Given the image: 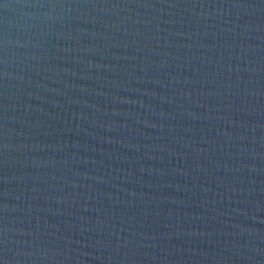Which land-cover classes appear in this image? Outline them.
<instances>
[{
	"label": "water",
	"instance_id": "water-1",
	"mask_svg": "<svg viewBox=\"0 0 264 264\" xmlns=\"http://www.w3.org/2000/svg\"><path fill=\"white\" fill-rule=\"evenodd\" d=\"M0 264H264V0H0Z\"/></svg>",
	"mask_w": 264,
	"mask_h": 264
}]
</instances>
